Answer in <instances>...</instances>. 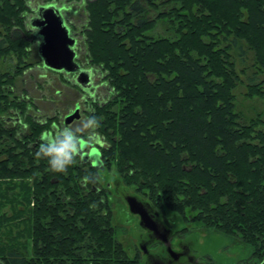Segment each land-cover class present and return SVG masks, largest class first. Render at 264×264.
<instances>
[{"label":"trees","instance_id":"trees-1","mask_svg":"<svg viewBox=\"0 0 264 264\" xmlns=\"http://www.w3.org/2000/svg\"><path fill=\"white\" fill-rule=\"evenodd\" d=\"M29 1L0 0V57L20 64L30 56ZM87 13L91 64L110 87L93 94L110 149L99 168L114 160L163 219L178 213L264 256V121H246L234 94V54L250 53L263 80L249 94L264 98V0H87ZM28 67L0 75V178L28 185L32 205L24 229L0 244V264H140L116 235L108 198L92 192L99 181L84 183L90 172L75 161L54 172L28 147L62 123V113L26 115L33 99L14 89ZM10 109L25 112L31 142L4 125ZM6 221L0 217V230Z\"/></svg>","mask_w":264,"mask_h":264},{"label":"rangeland","instance_id":"rangeland-1","mask_svg":"<svg viewBox=\"0 0 264 264\" xmlns=\"http://www.w3.org/2000/svg\"><path fill=\"white\" fill-rule=\"evenodd\" d=\"M52 3L65 12L64 16L67 25L71 29L72 36L77 39L76 52L78 54V62L85 68L95 70L94 84L100 85L99 92L104 91L103 93L109 95V84L107 81H103L104 75L99 70L97 71V67L91 64L87 48L84 35L88 22L87 0H32L28 2L29 6L35 11L42 5ZM35 11L27 12V31L28 26L31 28V21L35 16ZM158 27L156 34H164L166 32L163 25ZM35 34H37L36 29L33 28L31 32L27 33L29 42L32 41V38L33 41L29 49H27L30 52V56L25 59L23 64H20L18 58L13 55L6 58L0 57V75L10 74L14 76L20 69L29 66L22 74L15 76L17 80L14 89L16 95L33 99L30 111L34 113L47 112L52 118L55 116L56 111L61 109L59 111L62 112L61 120L64 124L67 116L65 109L73 108V103L76 101L82 103L83 108V101L87 99V95L82 92L80 87L75 85V77L73 75L53 73L42 68V61L38 53L40 39L36 38ZM2 35L3 32L1 30L0 42L4 40ZM234 58L240 78V82L234 91L238 111L246 121L261 115V119L264 121V98H260L258 95L251 97L249 94L250 87L258 84L260 80L262 81L263 77L254 75L252 55L250 53L244 57H239L236 53ZM49 86L52 89L50 92H46ZM59 91L62 92L60 95L58 94ZM51 93L52 97L50 98L49 95ZM85 118V115H83L82 119L72 126L80 124ZM81 138L88 140L86 135H82ZM99 138L102 139V135ZM107 150H110L108 146L104 155L109 159L110 153ZM83 170L87 171L85 167H83ZM96 171L104 176V186L107 187V184H111V190L106 188L103 196L108 198L107 206L111 210V223L117 229L116 235L124 246L128 248L130 254H137L140 260L139 254L141 252L137 248V243L140 235H146V231L140 225V217L129 210L126 196H134L140 202H144L146 199L143 197L141 190L136 191V187L125 181L124 177L118 173L114 160L109 161L103 168L96 169ZM25 189H29L25 183H21L18 180L0 178V217L7 220L4 223L6 227L0 230V244L5 247L10 245L18 230L24 229L23 222L29 219L28 210L32 205L28 204ZM164 217V219L161 217L162 220L174 233L172 247L176 249L177 245L182 242L191 250L192 256L204 264H264V256H261V253L255 254L253 247L243 243L237 237L226 235L198 222L188 223L175 212L167 211ZM10 231H13L12 236L9 234ZM22 240L20 244L22 249H25L26 247L23 246V243H26L24 241L26 239ZM27 247L30 249L32 247L31 243ZM153 250H160V246L155 244ZM139 263L144 264L142 259Z\"/></svg>","mask_w":264,"mask_h":264},{"label":"flooded vegetation","instance_id":"flooded-vegetation-1","mask_svg":"<svg viewBox=\"0 0 264 264\" xmlns=\"http://www.w3.org/2000/svg\"><path fill=\"white\" fill-rule=\"evenodd\" d=\"M33 11H35V10H33ZM37 11H38V9L34 12L35 16H36ZM63 14L65 15L64 11H63ZM65 20H66V18H65ZM28 27H29L28 28V33H29V32H31L32 28H30V26H28ZM36 33H37V30H36ZM34 36L36 38L40 39V42L42 41V38L38 34H35ZM26 38L28 40V37H26ZM32 41H33V38H32ZM40 42H39V44H40ZM77 61H78V54H77ZM42 68L47 70V71L53 72V73H60V72H55V71H52V70L45 68L43 65V62H42ZM90 69H92V68H90ZM92 70H93V81H94V76L96 73H95L94 69H92ZM97 71H98V69H97ZM68 75H73V74H68ZM73 76L75 77V75H73ZM75 79H76V77H75ZM74 83H75V85H77L76 82H74ZM77 86L80 87L79 85H77ZM99 86L96 84H93V86L88 90H84L80 87L82 92L87 95V99L85 101H83V104H84L83 108H82V103H80L79 101H76L75 103H73V105H74L73 108L65 109V113L67 114V116L72 114L75 110L79 109L81 117H80V119L75 120L73 123H71V125H74V123L79 122L82 119L83 115H85V117H87L90 113L94 112L95 105H96L97 101H95L93 99V94L95 92L97 93L99 91ZM48 89L46 90V92H50V90L52 89L51 86H49ZM61 93H62L61 91L58 92L59 95ZM49 96L51 98L52 93ZM84 108H86V109H84ZM59 110H61V109H59ZM59 110L56 111L55 116H57V113H59L61 115L62 112H60ZM23 113H25V112H23V110H21V109H19V110L10 109L8 112H6L5 115H2V119H3L4 125H7L10 129H12V131H15V134H17L16 138H21L23 144H26V143L31 142V141H28V139H27L29 129H28V124L25 122V119L23 118ZM41 114L42 113H39V112L34 113V112L30 111V109H29V111H26V115H29L31 117L39 118ZM60 118H62V117L60 116ZM45 124H46V121L40 123V125H45ZM64 125H65V122L63 124V122L61 123V121H60L58 125L53 122L51 129L48 131H52L54 128H59V127H62ZM40 137H41V135H40ZM40 137H38L32 144L30 143L28 145V147L36 149L40 143ZM81 141L90 143L89 140H86L83 138H81ZM82 144H83V142H81V144H80V149H79L74 161L78 167L82 166V168L85 167L87 169V171L90 173H98L99 174L98 185L97 186L94 185V187L92 188V192H94V194H96V195H102V194H104V190L106 188H108V190H111V184H107V187L104 186L103 185V183L105 182L104 176H102L98 171H96V169H100L99 168L100 166H98V167L94 166L93 161H91V160H84V152H82V150H81ZM90 144H94V146L96 148H98V150L100 152V159L101 160L104 159V151L107 148V143H106L105 139L103 138V136H102V139L98 138L95 142H91ZM88 152H89V150H88ZM129 197H132V196H126V200ZM138 202L142 203L144 205L145 209L147 210V212L151 218L152 224H153L151 228H148L145 226V224L142 225L141 220H140V225L143 226V228L146 231V235H143V234L140 235L138 243H137V245H138L137 248L141 252L139 254L140 261L142 259L144 264H204V263H202V261L200 262L197 258L192 256L191 250L186 245H184L182 242H180L177 245V248L174 249L172 247V244H173L172 242L174 239V233L172 232V230L170 228L167 227V224H165V222L162 220V218L160 217V214L156 210H154L148 203L140 202L139 200H138ZM128 206H129V204H128ZM129 210H130V207H129ZM155 244L160 246V250H158V251L153 250V246Z\"/></svg>","mask_w":264,"mask_h":264},{"label":"water","instance_id":"water-1","mask_svg":"<svg viewBox=\"0 0 264 264\" xmlns=\"http://www.w3.org/2000/svg\"><path fill=\"white\" fill-rule=\"evenodd\" d=\"M31 28L36 29L37 34L42 38L38 46V53L45 68L75 75L76 84L84 90L93 86V70L78 63L76 52L78 42L72 36L61 8L54 3L40 6L31 21ZM80 117L79 109H77L66 116L65 125L73 123ZM81 142H83L81 150L84 152V160H91L94 166H101L103 162L100 159L98 148L94 144ZM127 202L131 212L140 217L141 224L151 228L153 224L144 205L139 203L134 196L129 197Z\"/></svg>","mask_w":264,"mask_h":264},{"label":"clouds","instance_id":"clouds-1","mask_svg":"<svg viewBox=\"0 0 264 264\" xmlns=\"http://www.w3.org/2000/svg\"><path fill=\"white\" fill-rule=\"evenodd\" d=\"M100 117L90 113L80 124L72 126L64 125L45 130L40 137V143L34 153L36 157L46 158L50 170L54 172H66L74 163V159L80 149L81 136L86 135L89 142H95L101 135L99 132ZM98 173H90L83 177V182H96Z\"/></svg>","mask_w":264,"mask_h":264}]
</instances>
